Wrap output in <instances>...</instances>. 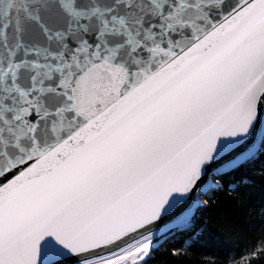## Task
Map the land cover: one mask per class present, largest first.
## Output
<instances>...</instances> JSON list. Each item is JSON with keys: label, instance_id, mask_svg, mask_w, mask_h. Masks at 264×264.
Returning a JSON list of instances; mask_svg holds the SVG:
<instances>
[{"label": "snow or ice", "instance_id": "obj_1", "mask_svg": "<svg viewBox=\"0 0 264 264\" xmlns=\"http://www.w3.org/2000/svg\"><path fill=\"white\" fill-rule=\"evenodd\" d=\"M223 192L264 223V0H0V264L184 254Z\"/></svg>", "mask_w": 264, "mask_h": 264}, {"label": "trees", "instance_id": "obj_2", "mask_svg": "<svg viewBox=\"0 0 264 264\" xmlns=\"http://www.w3.org/2000/svg\"><path fill=\"white\" fill-rule=\"evenodd\" d=\"M203 219L215 239L180 255L161 250L152 264H204L209 258L216 264H225L228 258L238 260L258 245L260 229L264 227L253 205L244 203L243 198L235 200L227 192L205 209ZM252 264H264V257L253 259Z\"/></svg>", "mask_w": 264, "mask_h": 264}]
</instances>
